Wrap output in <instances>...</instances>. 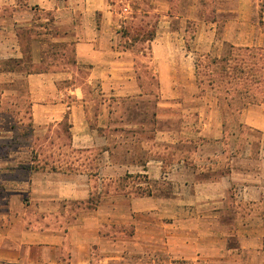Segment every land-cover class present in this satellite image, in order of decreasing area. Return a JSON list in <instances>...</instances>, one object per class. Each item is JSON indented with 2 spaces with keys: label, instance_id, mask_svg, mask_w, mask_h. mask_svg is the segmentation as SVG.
Here are the masks:
<instances>
[{
  "label": "crops",
  "instance_id": "obj_1",
  "mask_svg": "<svg viewBox=\"0 0 264 264\" xmlns=\"http://www.w3.org/2000/svg\"><path fill=\"white\" fill-rule=\"evenodd\" d=\"M232 48L264 51V0H0V264H264V101L198 79Z\"/></svg>",
  "mask_w": 264,
  "mask_h": 264
},
{
  "label": "rangeland",
  "instance_id": "obj_2",
  "mask_svg": "<svg viewBox=\"0 0 264 264\" xmlns=\"http://www.w3.org/2000/svg\"><path fill=\"white\" fill-rule=\"evenodd\" d=\"M134 17L137 18V21L135 22L136 24L133 25L131 28L124 30V33L126 36H130L131 39L132 38L135 39L136 44H138L139 47H141V49L145 50L149 47L148 46L149 44L146 43L147 40L152 38V33H154V28H153L154 26H151V24H153L154 22H153V19L146 20V18L140 16V14H137V15L134 14ZM147 21H149L148 25H146ZM190 28H191L190 33L193 34L195 32L196 27L193 26ZM228 51L229 50H227L226 53H228ZM235 54L237 55V51H235ZM241 55H243L242 57L244 60L241 63L242 59L240 58L241 64L240 63L239 64H240V69L244 68L242 70L246 72V75L244 78L247 77L249 79L250 84H253V83L257 84L258 88L254 90V94H256V97H257L256 100L258 101L264 100V51H260V50H254L250 52L244 51V52H241ZM252 55L256 56L255 61H252L250 59V56ZM201 60H202L200 61L201 80L206 82V84H209L210 81L214 80L216 82L215 83L216 89L219 83L222 82L221 79H223V83H224L226 82L227 79H230V80L234 79L237 73L238 75H241L239 74V71L241 70H236V68L234 71L230 70L231 71L230 74L222 73L220 66L219 67L210 66V69L209 68L206 69L205 67V70H202L203 67L209 63V61L208 59H201ZM232 63L233 62H230V66L233 68L234 63L233 64ZM250 64H254L256 66L254 73L248 70L249 67H251ZM212 70L214 71L215 74H210ZM209 74L211 75V77H209ZM20 96L22 97V104H23L25 101V91L23 88H21L20 90ZM245 97L247 98L245 101H247L248 97L247 96ZM234 107H237V105H235ZM7 113L11 114L12 110L10 108L9 111H7V106H6V114ZM10 122L6 123V128L9 126ZM27 122H28L27 116L24 115V118H22V123L24 125H27ZM26 133L27 131L22 132V135L24 136H22V138L19 140V144H21L22 146H27L29 144V139L25 137ZM27 157L28 155H24L22 159L25 160ZM126 247L128 246L124 245L123 243L120 246H118V248L116 249H113L112 247H109V246L105 247V250L102 252L103 260L97 257L94 264H188L187 262H182L180 260L173 259L170 254L166 252L157 251V249L149 250L148 252L147 250L141 249L139 247L136 248V250L134 249L130 250V247L128 250Z\"/></svg>",
  "mask_w": 264,
  "mask_h": 264
},
{
  "label": "trees",
  "instance_id": "obj_3",
  "mask_svg": "<svg viewBox=\"0 0 264 264\" xmlns=\"http://www.w3.org/2000/svg\"><path fill=\"white\" fill-rule=\"evenodd\" d=\"M154 36H155V32L152 33V38H150L149 40H152L154 38ZM133 40L135 41V39H133ZM149 40H147V41H149ZM254 50H256V49H234V48H232V49H229L228 53H226L225 57H223V58H217V57H212L211 55L201 54L198 57V79L200 81L201 86L203 88L207 87L211 90H214L215 92L219 93V95H223V93H224L223 96H225L226 99L233 100L237 104V106L240 108L242 106H246L249 103L264 101V100H259V101L256 100L257 97H256V94H254V90L256 88H258L257 84L256 83L250 84L249 79L247 77L244 78L246 75V72L244 70H242L244 68L240 69V64L244 60L242 57L243 55H241V52H244V51L250 52V51H254ZM235 51H237V55L235 54ZM260 56H262V55H260ZM201 59H208V61H209V63L206 66H204L202 70H205V67H206V69H208V68L210 69V66H215V67L220 66L222 73L230 74L231 73L230 70L234 71L236 68V70H241V71H239V74H241V75H238V73H237L236 77L232 80L226 78L227 80L224 83H223V79H221L222 82L219 83V85L216 89L215 88L216 82L214 80L210 81L209 84H206V82L201 80V78H200V75H201L200 61H202ZM250 59L252 61H255L256 56L252 55V56H250ZM240 60H241V63H240ZM230 62L234 63L233 68L230 66ZM250 65H251V67L248 66L249 67L248 70H250V72L254 73L256 66L254 64H250ZM210 74H215V73L212 70L210 72ZM210 74H209V77H211ZM245 81H246V83H245ZM245 96L248 97L247 101H245L247 99Z\"/></svg>",
  "mask_w": 264,
  "mask_h": 264
}]
</instances>
